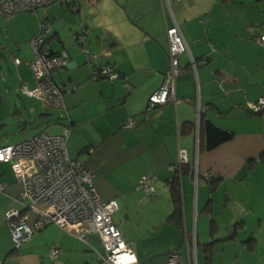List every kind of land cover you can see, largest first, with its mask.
I'll return each instance as SVG.
<instances>
[{"label":"crops","instance_id":"1","mask_svg":"<svg viewBox=\"0 0 264 264\" xmlns=\"http://www.w3.org/2000/svg\"><path fill=\"white\" fill-rule=\"evenodd\" d=\"M68 1L78 3V14ZM173 19L188 47L180 57L175 102L147 109L168 68L166 29ZM42 25L50 31L52 52L67 54L53 81L74 89L65 96L66 109L54 110L58 131L70 125L69 157L92 173L101 199L117 202L113 221L137 264H165L173 252L178 264H264V222L252 224L255 209L243 199L239 206L233 201L237 186L243 192L253 174L264 175V165L258 166L264 160V111L252 115L246 109L264 97V0H65L34 12H0V147L48 130L37 124L49 113L21 92L36 85L29 41ZM82 25L91 31L85 39L89 58L74 38ZM103 68L119 78L94 79ZM198 114L229 139L206 151ZM128 120L134 128L122 127ZM181 151L187 164L178 168ZM203 173L212 180L205 182ZM147 175L157 179L150 197L136 189ZM175 178L178 209L171 197ZM0 184V264H101L96 235L83 242L54 225L15 251L5 212L22 209L21 187L9 163H0ZM26 214L29 224L37 218Z\"/></svg>","mask_w":264,"mask_h":264},{"label":"built area","instance_id":"2","mask_svg":"<svg viewBox=\"0 0 264 264\" xmlns=\"http://www.w3.org/2000/svg\"><path fill=\"white\" fill-rule=\"evenodd\" d=\"M59 0H0V12L5 15L36 11ZM77 9L72 8L75 12ZM48 26L42 25L40 33L29 41L34 59L28 65L32 70L35 88L21 87V92L28 98L42 102L46 110H62L65 108V96L74 89H61L52 78V74L66 66L67 54H50ZM91 34L89 28L81 26L75 34L76 43L89 58L85 39ZM168 41V68L163 75L160 87L152 93L147 102V109L161 108L170 102H175V79L181 74L180 57L188 52L187 44L181 31L173 19L171 27L166 29ZM264 44V36L260 38ZM204 65L205 61H201ZM19 65L20 61L15 60ZM190 68L196 71L197 63L190 58ZM108 78L116 80L118 74L109 68L94 72V79ZM246 109L252 115L264 111V97L247 104ZM198 114V118H199ZM123 128H134L135 122L128 120ZM71 133L70 125L62 127L59 134H51L44 130L19 144L0 147V163H9L16 181L21 187L17 203L19 209L5 212V221L9 227L13 249L19 251L27 245L35 233L49 225H54L62 231L85 242L91 234L98 237L102 251L97 254L101 264H137V259L130 245L124 241L120 230L113 221V215L118 210L115 200L104 201L98 195L93 183V175L82 163L73 160L67 152V141ZM187 164L186 155L180 152L179 166ZM195 187L198 186L199 175L196 168L191 170ZM205 182L212 180V175L203 173ZM156 177L143 176L136 189L145 196L154 194L153 184ZM0 184V192L2 191ZM37 215L36 220L29 224L26 212ZM25 212V213H24ZM57 250L52 249V258L57 256ZM179 256L173 252L165 264H178Z\"/></svg>","mask_w":264,"mask_h":264},{"label":"rangeland","instance_id":"3","mask_svg":"<svg viewBox=\"0 0 264 264\" xmlns=\"http://www.w3.org/2000/svg\"><path fill=\"white\" fill-rule=\"evenodd\" d=\"M80 27L81 26H79L78 31L80 30ZM38 105H39L38 111H41V113H46V114L49 113L48 115L50 116L49 118L47 117L39 121L37 124L39 125L38 127H40V125H42L43 123V126L41 127L43 128L47 127L51 134L59 133L58 131L59 126L56 125L55 123V118L58 115L56 113L58 111L46 110L44 106H42L43 105L42 102L38 103ZM40 107H42L45 111L44 110L42 111ZM262 165H264V160L258 163L259 167H261ZM243 184H245L243 185L245 186L243 192H241V187H242L241 185L235 188V191L233 193L234 203L236 202V204L239 206V202L237 201V199L239 198L243 199L246 203H248L255 209L256 217L254 216L252 218V224L255 221L264 222V175L260 176V174L257 172L253 174L252 177H250L246 183ZM256 226L258 227V224H256Z\"/></svg>","mask_w":264,"mask_h":264},{"label":"water","instance_id":"4","mask_svg":"<svg viewBox=\"0 0 264 264\" xmlns=\"http://www.w3.org/2000/svg\"><path fill=\"white\" fill-rule=\"evenodd\" d=\"M200 124L199 118L198 123ZM205 134V150L212 151L216 149L218 146L225 143L230 135L228 132L218 128L213 124L210 120H203L202 122Z\"/></svg>","mask_w":264,"mask_h":264},{"label":"trees","instance_id":"5","mask_svg":"<svg viewBox=\"0 0 264 264\" xmlns=\"http://www.w3.org/2000/svg\"><path fill=\"white\" fill-rule=\"evenodd\" d=\"M65 0H59V1H57V2H61V3H63ZM177 1H180V0H177ZM57 2H55V3H57ZM54 4V3H53ZM66 4H67V6H68V8H69V10L71 11V12H73L72 11V8H76L77 10L75 11V12H73V13H77L78 14V12H79V9H78V6H77V4H75L73 1H68V2H66ZM49 6V5H48ZM45 7H47V6H45ZM45 7H43V8H45ZM31 12V11H30ZM32 12H34V11H32ZM25 13V12H24ZM3 14V13H2ZM21 14V13H20ZM5 15V14H4ZM13 15H15V14H13ZM8 16H11V15H8ZM83 26H85V25H83ZM85 27H87L88 28V26H85ZM76 34V33H75ZM75 36V35H74ZM75 42H76V40H75ZM48 44H49V41H48ZM81 46V45H80ZM49 53L50 54H52V55H54V53L52 52V50H51V48H50V51H49ZM98 79H101V78H98ZM199 121H200V124H202V122H203V116H200L199 117ZM183 172H184V170H183ZM177 178H175L174 179V181L173 182H171V197H172V201H173V203H174V206H175V209H178V207H180V190H179V186H178V183L176 182L177 180H176Z\"/></svg>","mask_w":264,"mask_h":264}]
</instances>
